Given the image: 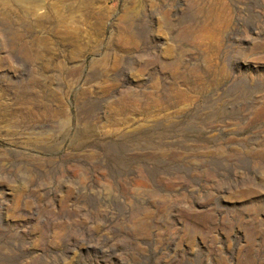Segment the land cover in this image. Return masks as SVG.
Returning <instances> with one entry per match:
<instances>
[{
    "label": "rangeland",
    "instance_id": "1",
    "mask_svg": "<svg viewBox=\"0 0 264 264\" xmlns=\"http://www.w3.org/2000/svg\"><path fill=\"white\" fill-rule=\"evenodd\" d=\"M0 264H264V0H0Z\"/></svg>",
    "mask_w": 264,
    "mask_h": 264
}]
</instances>
